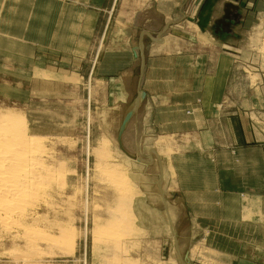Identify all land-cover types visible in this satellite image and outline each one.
I'll list each match as a JSON object with an SVG mask.
<instances>
[{
	"label": "rangeland",
	"instance_id": "1",
	"mask_svg": "<svg viewBox=\"0 0 264 264\" xmlns=\"http://www.w3.org/2000/svg\"><path fill=\"white\" fill-rule=\"evenodd\" d=\"M32 1L39 10L37 42L31 40L32 35L30 40H24V30L22 35L19 29V37L23 42L38 45L32 48V53L30 47L24 46L21 62L12 61L14 59L4 55L0 48V114L8 111L23 117L29 134L41 139L44 150L50 152L46 151L44 157L51 155L53 170L62 169L64 174L60 173L65 177L61 189V184H54L49 194L51 198H47L50 206L45 203L49 208L40 202L34 214L35 220L40 216L38 229L44 228L45 235L57 238L58 244L62 240L67 242L65 239L70 237L72 243L68 246L62 241L64 245L56 244L57 247L52 243L56 248L39 243L35 257L25 261L15 250L25 251L23 241H10L9 234H0V264H214L217 258L199 238V226L207 224L196 225L187 213L171 169V156H175L176 151L197 148H190V143L189 147L177 148V138L173 135L176 127L146 125L143 120L153 118V114L151 117L143 110L142 99L136 109L138 91L142 92L136 77L121 79L117 86L119 91L111 96L110 87L115 83L104 79L95 82L94 76H88L90 67L99 61L109 40L114 16L94 15L92 4L97 0ZM25 2L0 0V9L15 5L13 12L22 17L21 9L31 3ZM261 8L246 32L232 36V46L215 47L216 53L224 52L232 58L231 85L237 88L264 87V0ZM0 16L3 18L0 40L1 36L16 35L14 25L10 30L9 25H5L10 24L6 21L8 17ZM28 18L29 15H23L24 20ZM87 46L90 56L88 53L86 62H79V49ZM136 53L139 65L137 46ZM232 98L236 105L239 97ZM130 112L134 113L121 135V149L118 136ZM229 112L232 118H238L239 112ZM135 119L140 120L139 124ZM251 122L264 135V125L259 127L256 120ZM221 128L217 127L211 136V148L203 150L223 149ZM160 129L173 136L163 138L157 132ZM206 129L201 127L197 131ZM199 142L202 147L209 144L201 135ZM151 152L160 160L162 176ZM150 156L152 164L137 159L149 160ZM122 180L129 186L131 196L129 203L121 206L119 197L126 189ZM262 226L264 228V222ZM262 237L247 239L248 250L250 246L264 248V235ZM13 250L17 251L14 255ZM261 257L264 259V255Z\"/></svg>",
	"mask_w": 264,
	"mask_h": 264
},
{
	"label": "crops",
	"instance_id": "2",
	"mask_svg": "<svg viewBox=\"0 0 264 264\" xmlns=\"http://www.w3.org/2000/svg\"><path fill=\"white\" fill-rule=\"evenodd\" d=\"M25 3L30 4L21 9L22 17L13 12L15 5L0 9L10 22L5 25L9 30L14 25L18 33L1 36L0 48L16 62H21L24 46L32 53L38 45L19 37V29L22 35L24 30V40L32 35L37 42L39 33V10L32 0ZM261 4L262 0H97L92 4L94 15L114 16V27L88 76H94L95 82L115 83L111 96L117 94L123 78L136 77L139 83L136 46L142 35V108L153 114L143 121L154 128L176 127V147L190 143V148H197L176 151L171 169L187 213L196 225L207 224L199 226V238L217 258L214 264H264V248L248 250L246 245L247 239L264 235V135L251 122L264 125V87L232 86V58L215 52L216 46H232L236 32L248 30ZM23 15H29L28 20ZM79 53V62H86L88 46ZM231 110L239 112L238 118L231 117ZM201 127L207 129L197 131ZM217 127L223 128V149L203 150L211 148ZM160 130L163 138L173 136ZM200 135L207 138V146H201Z\"/></svg>",
	"mask_w": 264,
	"mask_h": 264
},
{
	"label": "bare ground",
	"instance_id": "3",
	"mask_svg": "<svg viewBox=\"0 0 264 264\" xmlns=\"http://www.w3.org/2000/svg\"><path fill=\"white\" fill-rule=\"evenodd\" d=\"M42 143L41 139L29 134L23 117L8 111L0 114V234L5 236L9 234L12 237V239L8 237L10 241L15 239L23 241L22 245L25 251H20L19 248V250L16 248L15 250L19 252L13 250L12 253L14 255L15 252H17L18 254L16 255L21 256L25 261L35 257L38 245H40L39 243H44L49 247L53 244H58L57 242L59 241L57 238L52 239L49 235H45L43 232L44 228L43 230L38 229L39 224H37V221L39 222V220L37 219H39L40 216L39 218H37V216L35 220L36 214H34V212L40 207L39 203H47V205L50 206L47 198L50 197L49 194L53 192V185L59 186L61 184L59 186L61 189L65 177V175L64 177L61 175V173H63L61 171L62 169H58L56 167L57 165L55 166V168H57L56 171L53 170V163V168L51 167V155L50 158L44 157L47 150H44ZM47 153L50 152L47 151ZM48 155L49 154H47V156ZM114 180L116 181L115 176ZM55 182H58V184ZM122 182L124 183L123 186H126V181L122 180ZM130 194L131 190L127 185L125 192L119 197L120 200H122V203H120L121 206L125 202L126 204L129 203ZM47 205L45 204V206ZM42 219L41 223L45 220ZM111 226H113V224ZM58 232L60 233V231ZM60 234H63V232ZM69 239L72 240L69 237L67 240L65 239L67 242H64V240L62 241L69 246L70 243H72ZM62 241L59 242V244H61ZM54 245L52 247H55ZM15 247H13V249Z\"/></svg>",
	"mask_w": 264,
	"mask_h": 264
},
{
	"label": "water",
	"instance_id": "4",
	"mask_svg": "<svg viewBox=\"0 0 264 264\" xmlns=\"http://www.w3.org/2000/svg\"><path fill=\"white\" fill-rule=\"evenodd\" d=\"M138 47H139V51H140V73H139V83H138V88H140V85H141V81H142V78H143V73H144V68H145V57H144V46H143V39H142V35L140 37V40H139V43H138ZM143 98V94L142 92L138 91V99H137V102H136V109L138 108L139 106V102L140 100ZM134 112H130L128 113L123 122H122V126L120 128V132H119V136H118V143L120 145V148L122 149V146H121V135L128 123V121L130 120V118L132 117ZM123 152L129 157V158H133L132 156L128 155L124 150ZM152 154H154L155 158L157 159L158 161V166H159V169H160V174L162 176V167H161V163H160V160L158 159V157L156 156V154L154 152H151ZM134 159V158H133ZM137 159L143 163H146V164H152L153 163V158L150 156L149 157V160H145V159H142V158H139L137 157ZM160 184H161V180L159 181V187H160Z\"/></svg>",
	"mask_w": 264,
	"mask_h": 264
}]
</instances>
